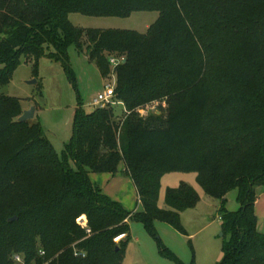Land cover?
<instances>
[{"label":"trees","instance_id":"obj_1","mask_svg":"<svg viewBox=\"0 0 264 264\" xmlns=\"http://www.w3.org/2000/svg\"><path fill=\"white\" fill-rule=\"evenodd\" d=\"M152 10L160 16L145 33L83 28L69 19L71 12ZM71 44L88 50L104 78L115 73L119 103L78 107L60 157L39 120L17 121L23 103L2 88L23 57L36 72L47 45L68 63ZM112 56L122 58L115 69ZM0 63V264H18L17 255L20 264H121L130 220L157 237V219L182 230L180 213L199 202L183 184L169 188L168 208H159L161 178L172 171L197 172L205 191L221 200L229 238L218 264H264L255 211L256 187L264 186V0H0ZM165 98V118L136 111ZM121 162L141 210L126 209L90 177L116 174ZM232 191L235 211L227 208Z\"/></svg>","mask_w":264,"mask_h":264},{"label":"rangeland","instance_id":"obj_2","mask_svg":"<svg viewBox=\"0 0 264 264\" xmlns=\"http://www.w3.org/2000/svg\"><path fill=\"white\" fill-rule=\"evenodd\" d=\"M159 16L160 12L155 10L134 11L129 16L69 13V19L78 27L130 29L141 33L147 32ZM54 53L55 48L52 45L45 47L36 72L33 63L26 61L23 57L11 81L2 88V92L21 99L24 109L31 105L36 106L34 119L42 123L47 139L58 155L63 157L65 145L73 136V122L77 108L81 106L86 112L93 111L95 108L93 101L99 92L104 89L106 83H114L117 78L114 73L104 78L96 63L90 60L86 48L80 51L76 45L71 44L68 47V63L56 60ZM3 68L5 65L0 63V69ZM34 79L37 83H29ZM119 108L123 107L119 106ZM168 108V100L165 98L139 106L136 111L140 117L144 118L153 114H162L165 118ZM117 113L120 115V111L117 110ZM68 161L72 167H76L73 160ZM122 168H125L123 162L120 163L119 171L115 176L92 174V179L102 182L105 189L115 197L122 198L121 196L126 194L127 201L122 204L126 209L141 210L142 206L134 183L129 176L121 172ZM183 184L192 187L200 199L196 206L180 213L182 230L167 221L157 219L155 221L156 237L142 222L130 220V238L121 264H179L177 260L161 253L159 240L183 264H218L222 261L223 244L229 238V234L224 233L223 220L220 217L221 200L205 191L198 180L197 172L165 173L161 178L159 208H168L167 190ZM82 218L86 219L83 224L87 226V216H82L80 220ZM125 239L124 234L117 237L115 241L120 243Z\"/></svg>","mask_w":264,"mask_h":264},{"label":"crops","instance_id":"obj_3","mask_svg":"<svg viewBox=\"0 0 264 264\" xmlns=\"http://www.w3.org/2000/svg\"><path fill=\"white\" fill-rule=\"evenodd\" d=\"M121 172L123 173L124 172V168H122V170H121ZM92 174H99V175H111V176H115V174H112V173H94V172H91L90 173V177H91V179L93 178L92 177ZM131 179V178H130ZM99 180V179H98ZM92 181H93V179H92ZM101 181V180H100ZM131 181H132V179H131ZM93 183L94 184H99V185H101L102 186V189H104V192L106 193V194H108L112 199H114V200H117V201H119L121 204H124V203H126V201H127V195L125 194L124 196L122 195L121 197L122 198H120V197H118V196H113L110 192H108L106 189H105V187H104V185L102 184V182H97V181H93ZM135 186V185H134ZM135 190H136V193H137V196H138V200H139V195H138V191H137V189H136V186H135ZM256 193H257V196H258V198H257V201H256V206H255V211H256V215H257V228H258V230L261 232V233H263L264 234V186L262 185V186H257L256 187ZM232 194V195H231ZM231 196V197H230ZM230 200H232L233 202L232 203H230L229 201ZM229 204V205H228ZM227 208L229 209V210H233V211H235V210H237V209H239V207H240V204L238 203V201H237V199H236V193H234L233 191L232 192H230L229 194H228V196H227Z\"/></svg>","mask_w":264,"mask_h":264},{"label":"built area","instance_id":"obj_4","mask_svg":"<svg viewBox=\"0 0 264 264\" xmlns=\"http://www.w3.org/2000/svg\"><path fill=\"white\" fill-rule=\"evenodd\" d=\"M110 62L112 64L113 68L115 69L122 62V58L112 56V57H110ZM115 87H116V82L106 83L104 89L102 91H100L98 96L94 99L93 106L95 108H98V107H106L108 105H115V104L119 103L118 101H116ZM42 254H44L43 251H42ZM15 258H16V261L18 262V264H20L19 262L22 261V258L19 255H17Z\"/></svg>","mask_w":264,"mask_h":264},{"label":"water","instance_id":"obj_5","mask_svg":"<svg viewBox=\"0 0 264 264\" xmlns=\"http://www.w3.org/2000/svg\"><path fill=\"white\" fill-rule=\"evenodd\" d=\"M29 83H32V84L37 83V80L36 79L31 80V81H29ZM35 115H36V106L31 105L29 108L23 110V113L17 118V121L26 122V121L33 120L35 118ZM16 218L17 217L14 216L11 218V220H15ZM85 221H86L85 218H82L80 220L81 223H84Z\"/></svg>","mask_w":264,"mask_h":264}]
</instances>
